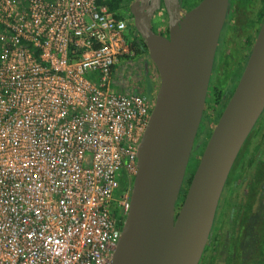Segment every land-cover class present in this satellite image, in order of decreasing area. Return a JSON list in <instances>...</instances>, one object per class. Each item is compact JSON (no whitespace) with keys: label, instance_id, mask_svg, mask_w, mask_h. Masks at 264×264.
I'll return each mask as SVG.
<instances>
[{"label":"built area","instance_id":"2783aa9c","mask_svg":"<svg viewBox=\"0 0 264 264\" xmlns=\"http://www.w3.org/2000/svg\"><path fill=\"white\" fill-rule=\"evenodd\" d=\"M97 2L0 0V264H111L154 100L113 88L134 40Z\"/></svg>","mask_w":264,"mask_h":264},{"label":"water","instance_id":"95a60500","mask_svg":"<svg viewBox=\"0 0 264 264\" xmlns=\"http://www.w3.org/2000/svg\"><path fill=\"white\" fill-rule=\"evenodd\" d=\"M180 2L130 4L159 87L136 146L129 210L111 264H199L229 172L264 110L263 20L176 211L229 8V0H201L183 12ZM161 4L168 17L167 37L152 26Z\"/></svg>","mask_w":264,"mask_h":264},{"label":"flooded vegetation","instance_id":"af4514ba","mask_svg":"<svg viewBox=\"0 0 264 264\" xmlns=\"http://www.w3.org/2000/svg\"><path fill=\"white\" fill-rule=\"evenodd\" d=\"M133 1L130 0L128 5L122 1L118 9L121 13L128 11L129 19L126 18L127 23L130 19L133 23L130 12V4ZM180 4L183 12H186L187 10L183 6L184 0H181ZM161 9H164L162 4L159 11ZM230 13H232V10L230 9L229 0L225 24L229 19L228 16L230 17ZM225 24L220 34V40L224 34ZM159 34L165 37L168 36L167 23ZM219 45L220 41L215 52L213 68L216 57L221 54ZM214 74L212 70L210 82ZM207 107L209 105L206 104L203 114L207 112ZM193 149L191 157L193 156ZM200 156L198 157L200 158ZM199 158H197V161ZM122 183L121 187H123ZM211 246L216 249L211 257L213 261H220V264H264V110L241 147L229 172L218 202L205 250L207 247L211 248ZM205 250L202 257L206 255Z\"/></svg>","mask_w":264,"mask_h":264},{"label":"rangeland","instance_id":"374dc122","mask_svg":"<svg viewBox=\"0 0 264 264\" xmlns=\"http://www.w3.org/2000/svg\"><path fill=\"white\" fill-rule=\"evenodd\" d=\"M128 5L130 0H122ZM201 0H184L183 6L185 10H190L194 8ZM260 8V0H233L232 3V15L229 20V30L225 29V36L222 46L220 47V56L216 57V63L213 68V78L211 80V88L216 89L222 94H225L235 89L238 82V77L240 78L243 71L240 73V66L244 65V59L249 55L250 45L253 43L256 27L258 25L255 22L257 12ZM121 16L125 19L128 18L127 12L121 13L117 10ZM229 18V16H228ZM228 20V19H227ZM168 17L164 11L161 9L153 17V30L155 33H161V30L166 25ZM127 23V21H126ZM130 23V24H129ZM127 23V31L130 36L138 39V35L132 31L133 23L131 19ZM221 45V44H220ZM135 50V49H134ZM136 51V50H135ZM146 54V53H145ZM144 56L139 52H135L130 61H125V64H120L114 71V87L117 91H123L130 88V81L136 80V85L139 86V92H144L150 100H154V93L159 87V78L154 69L152 63H145ZM248 58V57H247ZM243 63V65H242ZM148 65V73H145V66ZM246 64V63H245ZM244 69V68H243ZM240 74V75H239ZM239 75V76H238ZM147 82L151 85V92L147 91ZM231 92V91H230ZM207 111H211V103L207 107ZM215 120L209 124V128L206 130L204 123H201L200 130L198 131V136L194 143L193 156L191 157L187 170L191 173L195 170L198 161L197 158L203 152V149L211 135L212 128L215 124ZM202 150V151H201ZM201 152V154H200ZM197 157V158H196ZM135 175L126 174L122 180V186L125 188H131L132 181ZM230 263V261H228ZM212 264H220L219 262L213 261ZM222 264V263H221Z\"/></svg>","mask_w":264,"mask_h":264},{"label":"trees","instance_id":"16d2710c","mask_svg":"<svg viewBox=\"0 0 264 264\" xmlns=\"http://www.w3.org/2000/svg\"><path fill=\"white\" fill-rule=\"evenodd\" d=\"M97 3H98V5L107 6L108 10L111 11V12H115L121 6L122 0H98ZM232 3H233V0H230V9L231 10H232ZM231 15H232V13H230V17H229V19L227 20V22L225 24V28H224V32H223L224 34L222 35V38L220 40V44L221 45H219V49L222 46V43L224 41V36L226 34L225 33V29L227 28V31L229 30V20L231 18ZM263 20H264V0H260V8H259V10L257 12L255 22L257 23V25H261ZM132 28L134 30V33L136 35H138L136 33L135 29H134V26ZM258 29H259V27H256V34L258 32ZM134 38L135 39H134L133 46L135 47L136 52H139L140 54H142L144 56V54L146 53V47H145V45L143 43V40L140 38L139 35H138V39H136L135 36H134ZM251 45H250V49H251ZM247 57H246V59L243 60L244 61V65H245V63L247 61ZM148 62L149 61L145 59V63H148ZM242 65H243V63H242ZM243 68H244V66H242V67L240 66V73H241V71H243ZM148 69H149V67L146 64L145 73H148ZM238 79H239V77H238ZM147 91L149 93L151 92V85H150L149 82H147ZM230 91H228L226 93V95L222 94L219 91H217L216 89L211 88V82H210V85H209V88H208V95H207L208 97H207V100H206V102H207L206 104L209 105V103H211V111L205 112L203 114V119H202V122L204 123L206 130L209 128V124L212 123L213 119L215 120V122H217L222 110L224 109L225 105L227 104L229 98L231 97V95L233 93V90H230ZM197 136H198V134H197ZM200 154H201V152H200ZM193 172H194V170L191 173L187 174L188 170L186 171V176H185V179H184V182H183V186H182V189H181V195H180V198H179V200H178V202L176 204V211H178L179 206H180V204L183 201V198H184L185 193H186V189H187V187L189 185V182L191 180ZM209 248L210 247L206 248V250H205L206 255H204L202 257L200 264H212L213 258L211 256H212V253L216 249L213 246H211L210 249ZM216 258H218V257L216 256Z\"/></svg>","mask_w":264,"mask_h":264}]
</instances>
